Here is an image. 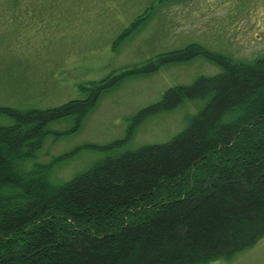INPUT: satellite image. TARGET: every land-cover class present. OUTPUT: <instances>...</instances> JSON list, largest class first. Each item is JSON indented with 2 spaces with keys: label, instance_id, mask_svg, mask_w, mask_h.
<instances>
[{
  "label": "trees",
  "instance_id": "obj_1",
  "mask_svg": "<svg viewBox=\"0 0 264 264\" xmlns=\"http://www.w3.org/2000/svg\"><path fill=\"white\" fill-rule=\"evenodd\" d=\"M156 56L92 82L84 100L0 107L14 121L0 125V264H208L264 237V55L234 60L194 43ZM198 56L223 70L169 88L139 112L125 139L83 146L104 152L85 171L52 179L80 147L24 167L38 159L51 123L75 116L77 130L124 77ZM194 100L204 103L170 140L118 152L141 121Z\"/></svg>",
  "mask_w": 264,
  "mask_h": 264
},
{
  "label": "rangeland",
  "instance_id": "obj_2",
  "mask_svg": "<svg viewBox=\"0 0 264 264\" xmlns=\"http://www.w3.org/2000/svg\"><path fill=\"white\" fill-rule=\"evenodd\" d=\"M148 10L150 16L119 41ZM194 43L234 60L263 56L264 0H0V107L47 109L84 100L91 96L85 87L92 82L118 77L160 53ZM222 70L198 56L128 75L101 94L77 130L75 116L51 123L38 159L24 167L80 147L54 167L53 181L69 180L104 156L83 146L125 139L139 112L160 101L169 88ZM203 103L185 101L147 117L118 152L170 140ZM13 123L0 114V125ZM208 264H264V237L233 259Z\"/></svg>",
  "mask_w": 264,
  "mask_h": 264
}]
</instances>
